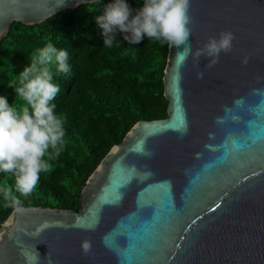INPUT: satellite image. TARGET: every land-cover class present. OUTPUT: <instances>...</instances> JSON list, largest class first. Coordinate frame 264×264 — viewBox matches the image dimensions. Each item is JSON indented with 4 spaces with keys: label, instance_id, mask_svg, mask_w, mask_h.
<instances>
[{
    "label": "clouds",
    "instance_id": "9594fccd",
    "mask_svg": "<svg viewBox=\"0 0 264 264\" xmlns=\"http://www.w3.org/2000/svg\"><path fill=\"white\" fill-rule=\"evenodd\" d=\"M191 0H143V6L135 10L125 0H114L104 9V14L96 21L103 29L104 47L111 48L116 41V33H123L130 45L139 44L146 36L149 40L167 44L169 47L183 48L181 61L189 56L199 65L205 57L211 68L219 62L220 54L230 53L235 36L223 31L219 37H209L203 47L192 50L189 38ZM69 54L58 50L52 43L37 49L30 57V65L11 80L9 87L15 88L17 97L23 103L9 105L0 96V172L10 173L15 178L14 191L11 186L0 187L5 201L4 207L22 212L20 197H28L37 187L41 173L48 172L51 161L56 160L65 146V117L58 114L53 103L60 87L54 82L53 66L56 72L67 74ZM247 63V59L243 61ZM203 77V72L198 73ZM16 101V100H15ZM83 254L92 248L89 240L81 243Z\"/></svg>",
    "mask_w": 264,
    "mask_h": 264
}]
</instances>
